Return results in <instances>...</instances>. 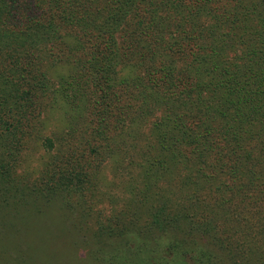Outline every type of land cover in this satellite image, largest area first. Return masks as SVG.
Returning <instances> with one entry per match:
<instances>
[{
    "label": "trees",
    "instance_id": "16d2710c",
    "mask_svg": "<svg viewBox=\"0 0 264 264\" xmlns=\"http://www.w3.org/2000/svg\"><path fill=\"white\" fill-rule=\"evenodd\" d=\"M52 203L107 264H264V0H0V234Z\"/></svg>",
    "mask_w": 264,
    "mask_h": 264
},
{
    "label": "rangeland",
    "instance_id": "374dc122",
    "mask_svg": "<svg viewBox=\"0 0 264 264\" xmlns=\"http://www.w3.org/2000/svg\"><path fill=\"white\" fill-rule=\"evenodd\" d=\"M64 126L62 111L56 109L45 120L46 130ZM44 151L32 146L25 153L21 171L30 176L39 172V162ZM106 166L100 173V188L104 192L102 201L98 205L102 208V216H107L115 208L121 207L133 195V184L130 172L117 168L115 162L107 159ZM134 172V171H133ZM39 174V173H38ZM138 175L135 173L134 176ZM58 203L47 207L46 213L41 216L30 211V231H11L0 234V264H14L15 256L24 258L21 264H107L94 258L96 243L91 239L87 228L94 226V216L84 223V228L66 224L62 210H56ZM70 223V222H69ZM1 227V224H0ZM111 247L108 254L111 253ZM109 264H120L116 261Z\"/></svg>",
    "mask_w": 264,
    "mask_h": 264
}]
</instances>
